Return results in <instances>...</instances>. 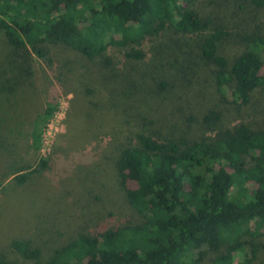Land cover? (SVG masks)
Here are the masks:
<instances>
[{"label":"trees","instance_id":"1","mask_svg":"<svg viewBox=\"0 0 264 264\" xmlns=\"http://www.w3.org/2000/svg\"><path fill=\"white\" fill-rule=\"evenodd\" d=\"M216 1L209 3L221 4ZM224 3L233 11L247 5L264 9V0ZM167 25L175 33L209 30L199 44L200 69L206 70L197 73L198 65L190 64L167 73L162 70L150 77L151 83L129 90L132 100H143L146 111L157 116L156 121L147 123L143 117L142 123H137L139 129L170 119V89L176 93L171 92L172 100L178 94L181 98L178 90H186L193 78L201 87L200 75L204 84L213 81L219 105L225 106L227 114L247 113L246 109L252 116L256 111L264 113V101H253L257 91L264 96V74L258 70L263 64L264 23L250 32L232 33L228 24L189 7V0H0V31L6 48L2 55L12 58L0 68V94L18 71L31 73L33 54L49 56L52 44H63L88 58L101 57L107 45H116L124 49L126 58L140 59L141 41ZM233 43L239 49L231 56L221 54L224 44ZM102 57L103 63L110 61ZM7 70L13 75L7 76ZM193 90L192 98L198 97V91ZM153 98L161 105L154 104ZM183 100L188 104L191 99ZM167 105L169 112L164 113ZM216 105L209 107L202 119L213 133L223 115ZM54 109L55 105L45 108L32 127L33 135L37 136L40 124L50 119ZM131 109L127 107V114L115 119L120 127L137 120L138 113L128 114ZM119 112L123 111L119 108ZM176 127L168 135L155 127L136 136L112 134L113 138L121 135L114 154L118 187L136 219L97 233H78L64 246L50 247L46 256L40 246L30 247L21 240L12 241L13 249L31 260L28 264H200L206 254L211 264H251L257 239L264 235V127L241 121L214 136L192 138L178 123ZM47 162L40 157L39 166L31 172H24L25 167L19 164L6 174L10 172L12 179L22 184ZM0 264L19 263L0 256Z\"/></svg>","mask_w":264,"mask_h":264},{"label":"rangeland","instance_id":"2","mask_svg":"<svg viewBox=\"0 0 264 264\" xmlns=\"http://www.w3.org/2000/svg\"><path fill=\"white\" fill-rule=\"evenodd\" d=\"M223 1L217 0L221 4L216 5L210 4L209 0H189V7L206 13L218 23L228 24L232 33L250 32L264 23V9L247 5L233 11L227 3L222 5ZM206 30L202 33H175L167 25L159 34L141 41L139 47L143 50V57L140 59L126 58L124 49L116 45H107L101 57L88 58L63 44H52L49 56L32 55L31 73L25 75L18 71L15 79L13 76L9 87L0 94L1 257L28 264L31 260L23 259L13 249V240L25 241L30 247L40 246L42 255L46 256L50 247L64 246L78 233H97L103 228L124 225L137 217L117 182L114 154L116 140L121 135L147 134L154 127L168 135L170 130H176L177 123L182 130H188L190 138L202 134L214 136L241 121L264 127L263 112L258 114L256 111L252 116L251 110L246 109L247 113L240 110L227 114L225 106L219 105L213 81L208 77L210 80L204 84L201 81L203 75H200L201 87L194 78L186 90L176 87L181 98L178 94L172 100L171 92L175 91L170 89L173 109L170 119L159 121L154 127L153 123L146 124L145 130L138 128L137 123L143 117L147 123L152 119L156 121L157 116L146 111L143 100H132L127 92L138 84L151 83L150 77L162 70L167 73L190 64L198 65L197 73H203L206 68L200 69L199 44L209 31ZM229 41L233 42V39ZM3 42L5 39L0 31L1 69L12 59L2 55L6 49ZM237 49L236 43L224 44L221 54L231 56ZM102 56L110 61L103 63ZM258 70L264 74V55ZM9 74L13 75V71L7 70V76ZM193 89L198 91V97L192 98ZM254 97L253 101L258 104L264 101L263 94L258 91ZM185 98L191 99L189 106L183 100ZM145 100L148 102L149 99ZM151 101L161 105L156 98ZM214 103H217L215 109L223 113L214 126L215 133L202 123L203 115L209 107L213 108ZM48 105H55L53 115L44 121V125L40 124L35 136L32 127ZM113 105L120 106L115 108ZM185 105L186 109L180 113ZM127 107L132 108L128 114L138 113L135 115L137 120L128 127H120L115 119L126 115ZM227 107L231 108V105ZM169 109L167 105L164 113ZM189 117L194 119L187 121ZM181 131L175 133L179 135ZM116 132L121 135L113 138L112 134ZM40 157L47 159V165L30 175L26 182L18 184L10 172L6 174L13 165L19 164L25 167L24 172H31L39 166ZM257 241L256 257L251 264H264V235ZM208 257L206 254L200 264H211Z\"/></svg>","mask_w":264,"mask_h":264}]
</instances>
